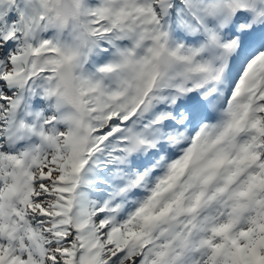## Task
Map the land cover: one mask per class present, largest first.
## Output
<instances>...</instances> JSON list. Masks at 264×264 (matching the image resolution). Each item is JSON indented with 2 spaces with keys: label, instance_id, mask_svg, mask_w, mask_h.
Instances as JSON below:
<instances>
[{
  "label": "snow or ice",
  "instance_id": "6c2138e0",
  "mask_svg": "<svg viewBox=\"0 0 264 264\" xmlns=\"http://www.w3.org/2000/svg\"><path fill=\"white\" fill-rule=\"evenodd\" d=\"M0 264H264V0H0Z\"/></svg>",
  "mask_w": 264,
  "mask_h": 264
}]
</instances>
